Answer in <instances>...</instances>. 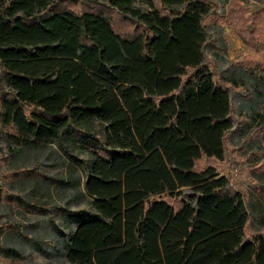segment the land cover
<instances>
[{"label": "trees", "instance_id": "1", "mask_svg": "<svg viewBox=\"0 0 264 264\" xmlns=\"http://www.w3.org/2000/svg\"><path fill=\"white\" fill-rule=\"evenodd\" d=\"M67 1L0 0L9 149L53 144L85 177L67 262L264 264V209H252L257 233L247 236L243 195L214 165L198 169L224 160L233 128L229 94L204 64L212 0H69L106 3L138 24L124 33L104 11ZM250 73L257 101L243 111L264 126V72ZM99 138L107 153L91 147Z\"/></svg>", "mask_w": 264, "mask_h": 264}, {"label": "rangeland", "instance_id": "2", "mask_svg": "<svg viewBox=\"0 0 264 264\" xmlns=\"http://www.w3.org/2000/svg\"><path fill=\"white\" fill-rule=\"evenodd\" d=\"M212 10L205 21L207 43L204 64L229 94L233 128L225 136L222 162L202 159L198 169L214 165L225 175L230 187L245 199L251 220L247 236L256 232L253 208L264 209V126L251 124L252 110L243 111L248 99L257 101L249 78L252 69L264 72V0H212ZM71 9L104 11L120 32H134L138 24L108 7L106 3L67 1ZM147 11V7L137 4ZM229 77L245 84L237 88L227 83ZM9 92L6 74L0 73V264H69L64 257V243L80 219L86 202L71 203L85 177L76 161L59 154L53 144L25 148L12 153L1 121L3 97ZM262 106H257L260 110ZM109 151L104 139L91 147ZM76 157V156H74ZM84 164L88 157H76ZM61 181H66L62 183ZM79 184V186H78ZM68 185L65 188H61ZM37 208L42 210L39 212ZM264 235V228L260 229Z\"/></svg>", "mask_w": 264, "mask_h": 264}]
</instances>
